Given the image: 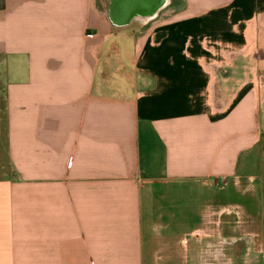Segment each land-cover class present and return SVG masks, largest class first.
<instances>
[{
	"label": "crops",
	"instance_id": "0c3cea01",
	"mask_svg": "<svg viewBox=\"0 0 264 264\" xmlns=\"http://www.w3.org/2000/svg\"><path fill=\"white\" fill-rule=\"evenodd\" d=\"M106 12L0 0V264H264V0Z\"/></svg>",
	"mask_w": 264,
	"mask_h": 264
},
{
	"label": "rangeland",
	"instance_id": "374dc122",
	"mask_svg": "<svg viewBox=\"0 0 264 264\" xmlns=\"http://www.w3.org/2000/svg\"><path fill=\"white\" fill-rule=\"evenodd\" d=\"M100 8L102 11L107 9L108 7V0H99ZM2 103V100H0ZM2 106V104H0ZM10 172V171H9ZM218 206L220 207H227L229 209H233L238 211L237 213H232V221L233 222H240L241 220V229L239 230H228V233L231 235H241L244 231H257V226L252 224L251 221L257 220L259 217L258 210L259 206L255 199H253L252 192H246L245 189H242L240 192H236L233 189H229L227 192L222 193L220 195V199L218 200ZM237 220V221H236ZM200 223L197 219L194 223V227H199ZM249 246L245 245L242 246V251L237 252V262L235 264H244L246 261L255 260L258 264H263L262 257L259 258L256 256V251L253 253V256H249ZM231 256V255H230Z\"/></svg>",
	"mask_w": 264,
	"mask_h": 264
},
{
	"label": "water",
	"instance_id": "95a60500",
	"mask_svg": "<svg viewBox=\"0 0 264 264\" xmlns=\"http://www.w3.org/2000/svg\"><path fill=\"white\" fill-rule=\"evenodd\" d=\"M168 0H108L107 18L119 29L154 19Z\"/></svg>",
	"mask_w": 264,
	"mask_h": 264
}]
</instances>
